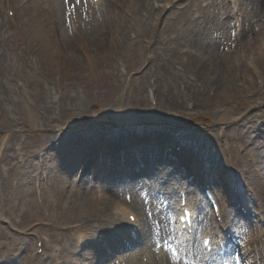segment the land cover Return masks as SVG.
Instances as JSON below:
<instances>
[{"label": "rangeland", "instance_id": "1", "mask_svg": "<svg viewBox=\"0 0 264 264\" xmlns=\"http://www.w3.org/2000/svg\"><path fill=\"white\" fill-rule=\"evenodd\" d=\"M85 5L0 0V264H55L60 248V264H169L157 244L160 256L105 244L120 241L112 202L136 200L148 218V180L173 167L193 193L211 182L234 213L237 190L264 211V0ZM233 12L244 25L228 43ZM75 219L95 238L113 234L75 253ZM256 229L251 253L264 264Z\"/></svg>", "mask_w": 264, "mask_h": 264}, {"label": "bare ground", "instance_id": "2", "mask_svg": "<svg viewBox=\"0 0 264 264\" xmlns=\"http://www.w3.org/2000/svg\"><path fill=\"white\" fill-rule=\"evenodd\" d=\"M100 3H102V0H98L97 4H95V8L100 7ZM167 8H170V7H165V9ZM96 11V10H95ZM93 12V10L91 11V13ZM115 44V43H114ZM262 47H261V50H260V53L262 55V58H264V41H262V43L260 44ZM252 64H256L255 61L252 62ZM257 65V64H256ZM258 68V67H257ZM171 172V171H169ZM157 182H158V178L156 179ZM152 183V182H151ZM171 183H174L173 181H166V184H171ZM169 188L170 186H166V187H160V189H162L164 191V193L166 194L167 192L166 191H169ZM171 192H172V199H174V201L176 200V191H174L172 188H171ZM188 199V200H187ZM181 200V199H180ZM186 205L185 207L186 208H189L191 210V222H192V227L191 228H194L195 225L198 226V222H196V215H195V212H197L200 208V204H197V203H193L190 199V196L189 195H186ZM113 204V213L114 214V217H107V222L111 223V224H114L116 221L119 228L116 230V235L118 237H120L121 239H127V240H130L131 238L133 237H137V242L138 243H142V241L144 242L145 238H146V235L151 232V230L153 229L152 225H151V221L150 219L148 218H144V222L143 224L139 223L138 220L141 219L140 218V213L143 214V208H138V209H131V207L134 206V204H131L130 205V208L128 206H126L127 204L125 202H122L121 200H115L112 202ZM174 205H176V203L174 202L173 203ZM177 207L180 206V201L177 203L176 205ZM177 207H174L175 209ZM181 209V208H180ZM111 213V212H110ZM127 214L129 215H133V216H136L135 217V222H131L128 218H127ZM224 217H225V214H224ZM139 218V219H138ZM261 218V216H260ZM254 219H258V217H255ZM97 220V219H96ZM95 221V220H93ZM252 222H255V221H252ZM197 223V224H196ZM214 226L216 227V235L217 237L216 238H220L221 236V227L223 228H230L228 225H220L218 224L217 222L214 223ZM90 227L92 229H95L96 227H99L97 225H90ZM83 229L85 230L84 228V223L82 222V220L80 219H75V224H74V230H73V236L75 238V241H76V246L78 247L79 245H83V244H88V241L89 239L91 240L90 243H92V245H94L93 243L96 242H104V239H103V234L105 235L106 233H108L111 229L108 228V229H105V230H102L100 228H96L97 230V238L96 240L92 239L90 236H92L90 234V232H88V235L86 233V231H83ZM119 229H124L123 231H120V232H117ZM178 234L181 233V235H179V242H180V247L182 246L183 247V250L186 249V243L187 241L190 239V235L187 233L188 231V228L187 229H182L181 228V224L180 226L178 227ZM230 232V230H227L226 233ZM110 235L113 234V232H109ZM206 237L210 236V233H208L207 235H205ZM203 236V237H205ZM215 238L213 244H215L216 242H219V240L217 241ZM94 240V241H93ZM174 245L175 242H174ZM114 247L115 248H119L118 246H116V244H114ZM178 247V250L179 248ZM64 248H60V251L58 253H53L52 256L53 258L56 260L55 264H60L59 263V259L60 257L62 256V253L61 251L63 250ZM93 251H94V248H93ZM196 251V250H195ZM201 251L199 252H196V254H199ZM202 253V252H201ZM180 254L183 255V251H180ZM203 254L204 256L206 257V259L209 258V255L207 253V251H204L203 250ZM98 255V254H97ZM96 256H92V261L94 260L95 261V258L97 257ZM61 258H64L63 256ZM93 261V263H94ZM178 264H181L180 262Z\"/></svg>", "mask_w": 264, "mask_h": 264}]
</instances>
